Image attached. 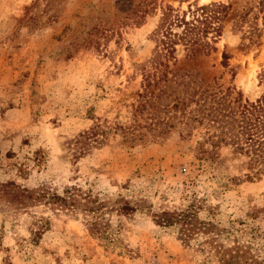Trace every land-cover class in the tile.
<instances>
[{
	"label": "rangeland",
	"instance_id": "rangeland-1",
	"mask_svg": "<svg viewBox=\"0 0 264 264\" xmlns=\"http://www.w3.org/2000/svg\"><path fill=\"white\" fill-rule=\"evenodd\" d=\"M211 2L230 5L216 51L189 55L178 46L169 73L145 89L142 66L150 70L151 34L163 12L182 13L202 0H0V182L80 184L141 199L152 211L194 201L200 219L212 218L232 236L245 240L243 230L255 229L264 253V175L247 180L250 169L229 145L213 148V161L197 154L207 134L225 130V120L213 115L227 107L238 118V93L243 104L263 90L264 33L257 47L231 30L237 16L257 12L259 0ZM223 50L227 68L220 65ZM95 125L104 131L101 142L83 141ZM19 164L25 178L16 175ZM1 207L0 264L204 262L196 245L185 248L175 229L157 227L150 214L123 219L121 241L107 248L81 215L75 220L43 207L35 212L49 216L51 226L34 243L27 215Z\"/></svg>",
	"mask_w": 264,
	"mask_h": 264
},
{
	"label": "trees",
	"instance_id": "trees-1",
	"mask_svg": "<svg viewBox=\"0 0 264 264\" xmlns=\"http://www.w3.org/2000/svg\"><path fill=\"white\" fill-rule=\"evenodd\" d=\"M229 11L230 5L220 2L189 5L182 13L167 7L159 26L151 34L155 46L152 50L154 56L148 61L150 70L142 66L145 89L169 73L166 71V63L176 62L178 46L183 47L189 55H193L195 48H199L200 53L204 55L215 52L214 45L223 36V23ZM259 19L262 22L261 28ZM231 30L240 34L241 41L261 46L264 33V0H259L256 13L248 9L237 16ZM229 59L230 55L223 50L220 65L227 68ZM231 76L234 79L236 74ZM259 83L263 85V90L253 100L246 99L242 104V95L238 93L235 98L238 118H235V112H225L227 107L213 115L214 120L222 118L226 122L222 126V129L225 128L222 136L207 134V138L198 143L197 147L199 159L213 161L219 156L213 148L219 143L231 146L233 153L243 157L244 164L251 171V175L245 176L247 180L264 175V71L259 76ZM103 133L100 126L95 125L80 135V138L83 141L93 139L94 142L100 143L98 136ZM206 144L210 146V150L205 147ZM14 167L18 177L27 176L25 166L19 164ZM127 186L128 184H123L121 188L126 189ZM0 205L7 213H13L14 217L19 214L27 215V230L34 243L49 231L51 226L50 217L43 216V212L37 214L36 208L43 207L44 211H50L56 216L63 214L75 220L81 215L88 233L104 243L107 248L121 241L119 233L123 219L146 213L150 214L157 227L175 229L178 240L185 248L196 245L197 250L204 254L202 264H264L262 247L255 244L258 237L255 229L248 227L243 230V237L247 238L245 240L236 234L232 236L229 229L220 227L212 218L200 219L196 212L201 207L194 201L183 208H161L152 211L151 206H146L141 199H132L122 193L101 194L92 187L84 188L80 184L64 185L60 189L47 183L27 187L15 180H8L0 182ZM207 211L209 216L213 215L214 208L210 207Z\"/></svg>",
	"mask_w": 264,
	"mask_h": 264
},
{
	"label": "bare ground",
	"instance_id": "bare-ground-1",
	"mask_svg": "<svg viewBox=\"0 0 264 264\" xmlns=\"http://www.w3.org/2000/svg\"><path fill=\"white\" fill-rule=\"evenodd\" d=\"M203 1V3H209L210 2V0H202Z\"/></svg>",
	"mask_w": 264,
	"mask_h": 264
}]
</instances>
